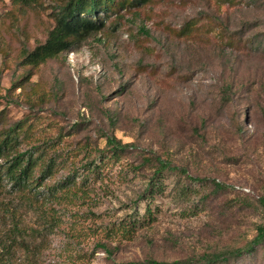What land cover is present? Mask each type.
<instances>
[{
	"label": "rangeland",
	"instance_id": "rangeland-1",
	"mask_svg": "<svg viewBox=\"0 0 264 264\" xmlns=\"http://www.w3.org/2000/svg\"><path fill=\"white\" fill-rule=\"evenodd\" d=\"M59 2L0 0L9 54L0 51V112L30 125L40 143L58 140L60 152L87 146L92 157L83 164L109 149L108 135L131 146L90 182L92 200L71 208L84 214L79 236L62 208L53 227L39 208L0 197V264H26V248L36 246L39 264H206L203 255L246 247L264 223V0L124 8L33 71L22 52L45 42ZM186 27H193L189 35L176 36ZM156 156L175 169L164 173L165 192L149 198L144 190L156 165L144 159ZM148 207L155 220L131 241L105 240L110 253L91 234ZM216 264H264V243Z\"/></svg>",
	"mask_w": 264,
	"mask_h": 264
},
{
	"label": "trees",
	"instance_id": "trees-1",
	"mask_svg": "<svg viewBox=\"0 0 264 264\" xmlns=\"http://www.w3.org/2000/svg\"><path fill=\"white\" fill-rule=\"evenodd\" d=\"M15 2L21 0H14ZM31 0H23L29 3ZM153 0H60L54 7L55 25L48 31L45 42L38 44L33 50L24 49L22 52V64L33 71L39 69L48 60L69 52L74 44L86 40L88 37L102 31L113 15H119L126 8L132 11L142 5H147ZM193 30V27L176 32V36H185ZM195 38V37H193ZM5 51L8 56L7 43L0 36V51ZM12 66V62L10 63ZM143 72L154 73L152 68L145 67ZM18 86V84L16 85ZM2 103L0 102V107ZM57 142L51 144L47 141L40 143L30 125L24 121L12 124L4 112H0V197L15 195L17 201L33 208H39L46 215L53 227L59 226L63 220L59 215L62 208L66 213L70 212L74 228L84 231L83 217L80 210L71 211L72 207L86 205L92 200V183H97L103 178V168L110 163L121 162L130 144L123 143L115 135L107 136L109 149L99 150L97 158L87 161L92 157V152L87 146L75 147L67 153L57 149ZM145 163L153 161L156 165L153 177L147 183L144 196L152 198L157 193L165 192L164 173L166 170L175 169L169 160L161 156L144 159ZM194 183L203 184L197 178H191ZM92 181V183H90ZM189 189L188 186L183 190ZM185 192V191H183ZM264 207V197L261 198ZM8 212L14 220L15 230H22L21 217L11 204L6 205ZM148 218V219H147ZM152 210L147 208L142 215L136 211L105 227L91 229L96 236L98 244L110 253L105 243L109 241H131L138 231L148 223L154 221ZM19 222V223H18ZM20 224V226H19ZM257 234L246 247L238 248L222 253L203 255L200 261L206 264L226 262L231 257H239L244 253H251L255 248L264 243V223L257 228ZM6 247V246H5ZM40 246L33 249L27 247L28 261L26 264H39L38 252ZM38 249V250H37ZM80 257V256H79ZM189 260H175L172 262L148 259L141 264H189ZM138 264V263H126ZM194 264V263H191Z\"/></svg>",
	"mask_w": 264,
	"mask_h": 264
}]
</instances>
